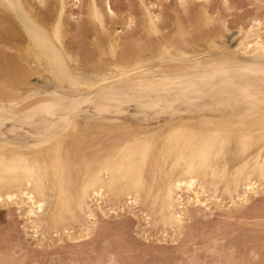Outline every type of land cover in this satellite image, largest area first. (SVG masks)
Here are the masks:
<instances>
[{
    "label": "bare ground",
    "instance_id": "bare-ground-1",
    "mask_svg": "<svg viewBox=\"0 0 264 264\" xmlns=\"http://www.w3.org/2000/svg\"><path fill=\"white\" fill-rule=\"evenodd\" d=\"M77 1L78 0H76V2ZM200 1L206 2L207 0ZM179 2H181V0H179ZM4 3L16 5L15 11L0 6V14H4V17H6L5 13H7V18H11L10 21L12 20L13 22H11L17 25V31H21V33L19 32L20 34L18 33L16 38L13 37V34L11 37L15 40H19L18 42H21V44H23L22 42L25 43L22 45V48H24L25 53H27L26 57H28L29 54L30 58L28 57V59H25L24 56H20V48L17 50L16 47L15 49L12 43V45H9L13 48L6 47V43L8 44L11 42L9 39L13 40L10 37L6 43V40H4V42L1 40V43L4 44V48H2V44H0V48H2L3 51H8L10 49L11 52L9 53L12 58H15L18 62L24 63L29 71L32 70L31 73H33L32 75L35 77L32 81L35 80L37 86L33 85L34 87H30V90L22 95L19 91L20 87L30 84L31 82L29 79L23 81L19 78H4V73L1 70V65L4 63L3 59H1L3 58L1 54L4 52L0 50V57L2 56L0 58V81L2 79V82L7 85L5 87H13V90H11L12 92L9 91V94L7 92V94L4 95L0 91V118L4 120L5 125H10L9 132L13 133L16 130H20L25 136L31 139L30 142H24L23 144L21 142L17 143L16 141L15 143L7 142L2 140L3 134L0 129V177L5 179L4 187H8L10 182L14 195L19 191L21 186L26 190L29 188L31 189L28 193L29 195L36 193L34 196V203L43 205V207L36 208L31 217H28L27 210L24 211L26 220L29 221L32 230L35 229L37 231L41 226V222L49 224L52 228H57L56 225L63 222L79 223V220L82 221L81 219L88 213L87 218L89 219V225H82L83 229L81 234H79V238H85L94 228L97 220L96 217L98 216L97 214H99L100 217L102 216V218H106L107 215L117 216L118 214L116 211L124 212V207L126 206L127 211L131 212L129 205L134 206L137 204H142V206L146 207L149 212L148 214L156 215V217H158L157 221L160 222V224L171 228L174 226L179 228L183 222L184 216L188 213H186V208L188 206L194 207L197 212H207L208 204L210 205L211 202L214 203V201L216 202L218 200L215 196L218 184H222V191L227 194L226 188L232 182V177L237 174V169L243 170L247 165L250 169L255 168L258 173L259 166L264 164V158L260 155V148H256L255 151L248 149V154L246 155V150L243 147V136L238 135L231 143L235 145V153L233 155L241 153L243 157L237 165L233 167L234 170L229 171L227 169V164L229 162L227 157L229 155L221 154L217 157V152H220L221 149L219 143H214V133L216 129L202 124V121L210 120L212 114L199 116L185 113L183 114V120L178 122V127L169 129L168 132H163L165 127L164 124L153 131L135 132L127 129V132H125L126 134H124V136L122 135V139L119 138L121 142L118 144L114 143L116 145H113V143L107 145L105 141L102 142L101 140L93 144V128L89 125H85L86 132H89L87 133L89 134L88 140H90V142L88 141L87 155L86 157L84 156L85 158L82 161V168L76 171L77 174H71L72 167L71 164L67 162L68 150L70 149L67 140L72 139L73 133L77 130L75 119L72 120L71 127L68 128L67 131H64L67 125L63 124L59 116H57L55 120H53L51 116L40 119L39 113H31V110L38 109L39 106L43 104L56 102L60 98H63L65 102L69 104L73 101L79 102L81 108L83 105L88 104L82 102L83 99H87V96L98 99L101 94H106L109 89L124 90L127 89L130 84L127 81L121 82L112 77H107V84H105L104 79L106 72L103 70L97 69L90 73L80 71L76 64L72 65L71 57L69 58V55L64 50L60 35L59 38H57L53 34L56 21L52 24L49 23L50 25H40L34 16H31L30 13L28 14V7L26 10V5L22 4V1L0 0V5ZM41 4H43V2ZM148 15L149 13H146L145 18H147ZM157 17V14L152 16L153 20H156ZM29 21L41 30L39 34L34 32L31 38L27 30ZM5 30L7 31L5 28L2 30V33ZM7 33L8 32H6V34ZM71 38L74 39L75 37L72 36ZM116 41L114 38L111 39V43L114 45H116ZM249 42L253 44L251 49L248 48L247 44L246 46H244V44L243 48L241 47V55L246 57L245 60L239 59L235 54L236 60L240 64L259 62L260 53L255 47L256 41L253 39ZM192 56L200 57L202 65L211 63L214 60L213 58H215L202 55V53L189 54V52H179L177 58L183 60ZM139 57L143 56L139 54L133 57L128 56V58L121 56V59H117V63L127 65L128 67H131L132 64L135 63H142L145 73L160 71L173 78L177 72L184 73L195 67L192 63H165L161 66L159 56L156 58L157 65L149 67L147 60L140 61L138 59ZM150 59L153 63V59ZM110 67H112V65L109 62L105 69ZM27 74L30 73L28 72ZM189 74H191V72H189ZM77 77L87 81H94L97 87H74L73 81ZM225 79H227V77H225ZM223 83L224 81L220 79L216 81L217 86H223ZM235 83L237 89H229V91L248 89L252 98L248 101V107L242 109L234 119L235 131L238 134H251L252 131L259 133V127L253 129V123H258L260 118L261 82L258 77L250 76L245 79L237 77ZM12 87H10V89ZM94 113L95 117L101 115L97 113L95 109ZM30 114L36 118L29 121L28 116ZM77 116L78 114L75 118ZM45 121L48 123L45 124ZM52 124L57 125L56 131L59 139L54 136H48L47 142L45 143L42 139L44 129L45 127H51ZM20 131L19 133H21ZM169 133H173L171 137H169ZM97 134L101 135L100 132ZM86 135H84L85 138ZM111 135H113V132ZM145 137H147V140L144 139ZM107 138L108 137H106V139ZM111 140H113V137ZM146 143L151 144V148L148 149L147 153H145ZM35 144H39V147H34ZM226 146L227 144L225 148ZM213 147L215 148V151L211 152L213 163L207 168L197 167L195 169V175L190 177L198 181L195 185L196 190L203 189L210 192L207 197V202L205 199H201L198 205L196 203V192H193L192 195L189 196V190L186 187L183 188L182 192L175 188L176 181L171 179L174 172V165L181 156L185 160H192L198 157L202 151H210ZM170 153L174 156V160L166 165L167 155ZM217 159L219 160V164L216 163ZM9 166L17 170L9 174L7 171ZM74 180H76L77 183ZM73 181L77 185L71 188L70 186ZM183 183L184 182L181 181L182 185ZM246 188L247 185L241 184L239 188L240 199H235L237 189L233 186L232 196H228L230 204L233 207L245 206L253 197L261 193L260 191L248 192L247 196H245ZM101 189H103L102 194ZM3 190L4 188H0V191ZM93 190L95 194H93ZM7 194L8 193L5 192V198ZM129 197L132 199L131 204H129ZM213 197L215 198L213 199ZM20 199L22 200L21 208L25 206H27L28 209L33 208V202L28 201L23 194H21ZM90 202L92 205H88ZM100 202L101 204L107 203L111 205L107 213H104V211L102 212L104 208L102 207L103 209H101ZM13 205L16 206L15 203H13ZM176 207L178 211H176ZM189 213L187 215H189ZM145 216L149 215L145 214ZM79 224H81V222Z\"/></svg>",
    "mask_w": 264,
    "mask_h": 264
},
{
    "label": "rangeland",
    "instance_id": "rangeland-1",
    "mask_svg": "<svg viewBox=\"0 0 264 264\" xmlns=\"http://www.w3.org/2000/svg\"><path fill=\"white\" fill-rule=\"evenodd\" d=\"M21 1L22 4L26 5V10L28 7V14L34 16L40 25H50L56 21L55 19L60 18V37L64 50L69 55L68 57H71L72 65L76 64L77 68L85 73L97 69L105 70L111 60L110 56L101 60L103 53L99 47H94V44H98V41H95L94 38L97 36L99 24L90 18L91 5L95 4L97 9L103 10V14L107 16L106 6L111 4L116 14L115 18H108L106 29L111 28V39L117 40L115 46L120 53L117 59H121V56L128 58V56L133 57L139 54L143 57L152 58V65L156 66V58L160 54L162 42L165 41L178 50L173 51L172 55L174 57H178L179 52L202 53V55L211 58L215 57V49L211 47V43L216 33L203 28L199 21V14L202 10L195 6L201 3L223 5L225 2V0H207L206 2L185 0L189 5V8L185 10L179 7V0H78V3L76 0ZM40 2H43V4ZM234 3L242 5L244 12L241 13L240 9L237 8L232 14L238 19H233L230 22L228 30L224 34L226 47L230 48L231 52L236 54L239 59L245 60L246 57L241 55V52L247 43H243L244 46L241 44L246 38L241 37V23L247 21L249 17L264 18V12L260 10V0H234ZM61 4L65 6L63 15L60 14L59 6ZM141 5L145 7H141ZM148 5H156L151 9V16L157 14L160 18V21L157 22V31L161 34V40L159 41L156 40L154 35L150 37L144 29L145 16L146 13H149L146 10ZM250 5L254 7H249ZM212 10L215 12L216 9L213 8ZM6 14V17H4V14H0V44L3 46L1 47L4 48L1 40L3 42L6 40V43L10 37L14 41L9 39L11 42L6 43V47L13 48L9 45L12 43L15 49L16 47L17 50L20 48V56H24L25 59L30 58L29 54L26 57L27 53L22 48L25 43L22 42L23 44H21V42H18L19 40L13 38H16L21 31H17V25L12 23L13 21L11 20V22V18L8 19ZM127 15H130L133 20L134 26L131 29L125 23L124 18ZM180 25L191 30V35L187 38L188 41L179 34ZM5 28L7 31L5 30L2 33ZM121 28L124 31L117 36L116 34L121 32ZM13 31L17 33L15 34ZM243 31L246 33L247 29L244 28ZM6 32L8 33L6 34ZM12 34L13 37H11ZM72 36L75 38L72 39ZM107 39L105 37V47L108 46ZM2 48L0 50L3 51ZM3 52L1 54L3 58L0 57L4 61L2 65L0 64L4 73L3 77L19 78L23 81L29 79L30 84L20 87L19 91L22 95L30 90V87L37 86L35 80L32 81L35 78L31 73L32 70L29 71L24 63L12 58L9 53L11 52L10 49ZM28 72L30 74H27ZM2 83L1 79V93L5 95L8 92L9 94L13 87L10 86L12 87L10 89ZM129 107L125 104L120 113L103 114L104 120L96 119L92 103L81 107L78 116L75 118L77 130L73 133L72 139L67 140L70 148H68L70 155H67V162L71 164V174H77L76 171L82 168V161L87 155L86 151L90 140H88L89 134L87 133L89 132H86L85 125L93 128V144L101 140L102 142L105 141L107 145L112 143L116 145L114 143L121 142L119 138L122 139V135L126 134L127 129L135 132L153 131L163 126V124L166 125L172 119L169 117V121H165L163 118H160L159 121L136 120L134 111H129ZM6 125L1 129L2 140L14 143L16 141L22 144L31 141L20 130L13 133L9 132L10 125ZM98 132L101 135L97 134ZM112 132L113 135H111ZM84 135H86V138ZM106 137L108 138L106 139ZM112 137L113 140H111ZM228 147L229 145L226 146V149ZM230 148L231 151L227 152L229 159L226 155L229 161H227V169L233 171V167L237 165L243 156L241 153L233 155L235 153L234 144H231ZM167 156L166 165L174 160L172 153ZM74 181L77 183L76 180ZM74 181L70 186L71 188L77 185ZM222 189V184H218L215 196L219 203L214 201V203L208 204L207 212H197L194 207L188 206L186 213H190L184 216L181 228L175 226L171 228L160 224L157 221L158 217L154 214H148V209L142 204L129 205L131 212H128L125 206L124 212L116 211L117 216L107 215L106 218H102L97 214L96 224L91 233L85 238H79V234H81L83 226L89 225L88 213L84 216L85 218L81 219L82 221L79 220L81 224L63 222L57 224V228H52L49 224L41 222V226L37 231L43 238L42 247L33 245L35 232H33L29 221L26 220L24 211H18L13 204L2 206L0 207V264H37V262H40V264H53V262L54 264H97L100 260H104L105 264H108L109 261H115L117 264H181V261H184L186 264L192 258L193 253H196L201 261L209 259L222 261L223 264H264V193H259L256 197H253L245 206L233 207L230 204L228 195ZM208 193L210 194V192ZM88 205H92V203L90 202ZM101 205V209L104 208L102 210L104 213H107V210L111 207L107 203ZM176 211H178L177 207ZM145 214L149 216H145ZM25 228L32 235L26 236ZM212 250L215 252L214 255Z\"/></svg>",
    "mask_w": 264,
    "mask_h": 264
},
{
    "label": "snow or ice",
    "instance_id": "snow-or-ice-1",
    "mask_svg": "<svg viewBox=\"0 0 264 264\" xmlns=\"http://www.w3.org/2000/svg\"><path fill=\"white\" fill-rule=\"evenodd\" d=\"M6 9L12 11L16 10V5L12 3H4L0 5ZM61 15H63L64 5L60 6ZM141 7H145L141 5ZM156 7V5H148L146 10L149 12L148 17L144 23V29L148 35L155 36L156 40H161V34L157 31V21L153 20L151 16V9ZM180 8L187 10L189 5L185 0H181ZM195 7H199L202 11L199 14V21L203 28L209 32H215L216 35L212 38L211 47L215 49V59L209 64H201L200 57L192 56L185 58L183 60L174 57L172 55L173 51H178L169 45L168 42H162L160 47L159 60L161 66L165 63L167 64H184L192 63L194 68L190 69L184 73L177 72L175 77L161 73L160 71L153 73H145L143 71L142 63L132 64L131 67L127 65H121L117 63V57L120 53L117 47L111 43V28L106 29L108 17L115 18L111 4L107 5V16L103 14V10H98L95 4L90 6V18L99 24L97 29V36L94 38L98 41V44H94V47H99L103 55L101 60L111 56L110 64L112 67L105 69L106 76L104 83L107 84V77H112L118 79L121 82L127 81L130 86L124 90L109 89L106 94H101L98 99H94L92 96H87V99H83V103H92L95 111L101 115L97 116V119H103L104 113L120 112L122 107L126 104L129 107V111H134V116L136 120H157L163 118L167 122L163 132H168L169 129L178 127V122L183 120V114H192L205 116L212 114V118L207 121H202L204 126L215 128L214 133L215 141L214 143H219L220 152H217V157L221 154H227L231 151L230 145L235 140L238 135L243 136V147L246 150L251 149L255 151L256 148H260V155L264 158V18L257 19L254 17H249L247 21L241 23V37H246L242 41L247 43L249 49L253 47V44L249 41L255 40V47L260 53L259 62H251L247 64H240L237 62L235 54H233L230 48L226 47L225 32H227L230 22L233 19H238L232 14L237 8L240 9L241 13L244 12V8L240 4H235L234 0H225L223 5L219 4H205L201 3ZM249 7H254L250 5ZM260 10L264 12V0H260ZM215 8V12H213ZM125 23L129 29L133 28V20L130 15L125 16ZM246 28L245 33L243 29ZM61 29V20L58 17L56 19L55 28L53 34L59 38ZM27 30L29 31L30 38L33 33L39 34L41 32L35 25L28 22ZM124 31L121 28V32L116 35L119 36ZM258 33V35H256ZM179 34L185 40L191 35V30L187 29L186 26H179ZM105 37H107V47H105ZM241 45V46H242ZM142 46V45H140ZM207 55V54H206ZM140 61L147 60L149 67L152 66V61L147 57H139ZM191 72V74H189ZM119 74V75H118ZM258 77L261 82V92H260V118L258 123H253V129L259 127V133L254 131L249 133H237L235 131L234 119L237 114L244 108L248 107V101L252 98L249 94L248 89H238L237 91H229V89H237L235 80L237 77L240 79H245L247 77ZM227 77V79H225ZM220 79L224 81L223 86H217L216 81ZM74 87L77 88H87L97 87L94 81H87L77 77L73 81ZM87 95V94H85ZM31 98V97H29ZM81 110L80 103L73 101L70 104L65 102L63 98H60L56 102L40 105L38 109H32L31 113H39V118L43 119L45 117L51 116L53 120L57 116L60 117L64 125V131H67L71 127L72 120ZM67 113V115H66ZM36 117L33 115L28 116V120L31 121ZM14 123V122H13ZM48 122L45 121V124ZM5 122L0 118V129L5 127ZM57 125L52 124L51 127H45L44 135L42 139L47 142L48 136H54L59 139L57 134ZM162 134V133H161ZM173 133H169L171 137ZM147 140V137L144 138ZM229 145L226 149L225 145ZM34 147H39V144H35ZM151 148L150 143H146L145 153ZM215 151L213 147L210 151H202L198 157L192 160H185L181 156L180 159L174 165V172L171 179L176 181L175 188L178 191H183L186 187L189 190V196L193 192H196V203L199 205L201 199H205L207 202V197L209 195L207 190H196L195 185L198 183L196 179H191L190 177L195 175V169L197 167L207 168L213 163V158L211 152ZM219 164V160H216ZM14 167L9 166L7 171L9 174L16 171ZM246 177V178H245ZM183 181V185L181 184ZM241 184L247 185L245 196L248 192L260 191L264 193V164L259 166V170L255 168H249L245 166L243 170L237 169V174L232 177V182L226 188V193L228 196H232V188L236 187L237 191L235 194V199H240L239 188ZM5 186V179L0 177V188H4L0 191V207L10 206L13 203L16 204L18 211L27 210L28 217L33 215V211L36 208H42L43 205H37L34 203V196L36 193L29 195V189H24L22 186L19 191L14 195L12 193V188L10 186ZM5 192H7V197L5 198ZM103 189H101V194ZM21 194L27 198L28 201L33 202V208L28 209L27 206L21 208L22 200L20 199ZM93 194H95L93 190ZM215 197H213L214 199ZM219 203V201H216ZM132 203L131 197H129V204ZM35 235L33 236V245L42 247L43 238L40 236L39 232L35 229L33 230ZM25 235L29 236L27 228H25ZM212 254L215 252L212 250ZM40 264V262H37ZM54 264V262H53ZM97 264H105L104 260H100ZM108 264H117L115 261H109ZM181 264H185L181 261ZM186 264H223L222 261H213L209 259L199 260L196 253L192 254V258L189 259Z\"/></svg>",
    "mask_w": 264,
    "mask_h": 264
}]
</instances>
